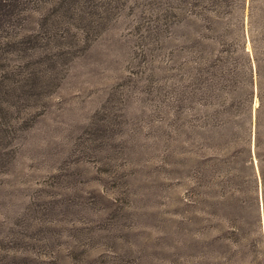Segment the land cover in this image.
Returning a JSON list of instances; mask_svg holds the SVG:
<instances>
[{"label": "rangeland", "instance_id": "rangeland-1", "mask_svg": "<svg viewBox=\"0 0 264 264\" xmlns=\"http://www.w3.org/2000/svg\"><path fill=\"white\" fill-rule=\"evenodd\" d=\"M58 1L0 25V264H264V0L226 32L195 0ZM225 152L261 224L205 202L246 186Z\"/></svg>", "mask_w": 264, "mask_h": 264}, {"label": "trees", "instance_id": "trees-1", "mask_svg": "<svg viewBox=\"0 0 264 264\" xmlns=\"http://www.w3.org/2000/svg\"><path fill=\"white\" fill-rule=\"evenodd\" d=\"M38 0H0V25H2V28L4 31H7L6 29H9L12 26H15L16 24L20 23L22 19H24V15L26 13V10L28 7H30L32 4H35ZM74 0H59L57 4L62 7L66 2L72 3ZM111 1V0H110ZM246 1L247 0H195V2H190L189 5H193L195 8L194 10H190L191 15H197V17H204L206 14H209L210 17L214 18L212 19L213 23L220 22V20H224V23L226 26L223 27V31H233V27H235L238 24H230L235 22V18H232L233 15H238L240 17V11L245 8L246 6ZM70 6V5H69ZM71 8V6H70ZM72 9V8H71ZM241 19H239V22ZM210 23V29L211 30H216L218 29L217 24L215 26H212L211 21ZM239 26V25H238ZM241 26V25H240ZM243 26V25H242ZM219 37H221V40H219L220 44L222 45H230L229 44V39L225 37L223 34H218ZM224 39H223V38ZM219 65L224 66L226 70V74L230 75L227 81L225 82L226 85L225 87L227 89L230 88V86H233V89H240L242 87V84L240 86V83L237 80L236 73L239 71V61L235 56V53L233 50H227L225 56L221 57L219 60ZM245 65V63H244ZM246 67V65H245ZM249 76H252V71L249 73ZM239 85V86H238ZM227 126H230L232 124V131H229L226 129L225 133V139L227 145H224L225 147H230L231 146V139L229 140V135L231 132L235 133V128L239 127L236 126V122H231L229 119L226 121ZM242 124V129L244 131V134L247 135L248 130L245 128L244 123ZM243 142H246L245 138L242 139ZM228 151V150H226ZM224 156V166L225 170L230 173L235 179L237 180L238 176H243V181L246 184L243 185V187H238L239 191L236 193L235 191V186L229 183L227 185V188L224 191L223 194V200L220 204H214L216 199L218 198L217 191L218 188L217 184L214 186H210V189L208 192H206L207 199L206 201H209L208 203L211 206H215L218 210V215L220 218L226 220V221H231L233 224L239 225L241 230L244 228L242 225L244 222L247 220L249 221H255L256 219V224H261V204L259 201V196L257 194V183L258 179L255 174V171L251 170L250 168L253 169V167H241L239 170L234 166L231 165V163L228 161V158L233 159L235 154L228 152H225L223 154ZM260 158V156H259ZM248 160V159H247ZM245 160V161H247ZM252 159H250L247 162H250ZM261 161L262 158H260ZM248 169L251 170L250 173H248ZM260 171L262 173V179H263V199H264V168L260 164ZM251 174V175H250ZM238 175V176H237ZM246 175V176H244ZM216 193V194H215ZM242 195L240 197L239 195ZM247 194V196H245ZM212 197H215L213 201ZM220 210L223 213H220ZM254 215V217H253ZM255 224V223H254ZM245 225V224H244ZM247 226L251 227L247 221ZM236 228H234L235 233L238 234L239 231H235Z\"/></svg>", "mask_w": 264, "mask_h": 264}]
</instances>
